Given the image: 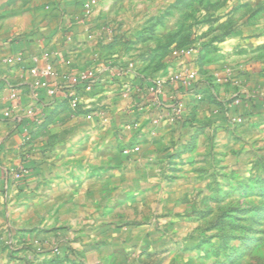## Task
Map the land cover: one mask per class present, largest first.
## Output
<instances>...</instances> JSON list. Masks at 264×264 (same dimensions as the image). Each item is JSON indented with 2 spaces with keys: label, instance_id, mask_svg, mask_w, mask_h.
<instances>
[{
  "label": "rangeland",
  "instance_id": "374dc122",
  "mask_svg": "<svg viewBox=\"0 0 264 264\" xmlns=\"http://www.w3.org/2000/svg\"><path fill=\"white\" fill-rule=\"evenodd\" d=\"M81 1L82 4L77 7V19L63 17L64 31L70 33L78 22L86 27L89 41L101 43L108 39L106 43L109 44L121 39L128 43L136 42L130 58H147L150 68L158 73L140 78L141 85L138 87L142 86L141 90L149 91L150 80L154 78L169 82L175 76L172 74L174 71L185 68L197 71L199 80L196 86L198 82L202 84L198 57L202 56V36L207 31L204 30L207 29L205 24L208 20L213 22L207 16L202 17V7L205 6L202 0H97L98 4L91 14L86 13L85 9V3L89 0ZM229 25L230 23H226L223 28L226 29ZM124 47L118 51H125ZM177 49H193V56L190 59L176 58L173 52ZM214 60L212 55L204 68L205 73L214 76L218 83L226 84V75L240 65L241 57H229L225 63H216ZM130 67L122 68L131 70L126 75H120L121 78L127 79L130 76L134 70ZM116 75L118 76L117 73ZM103 81L101 79L91 91H86L93 92L98 86L105 84L104 88L107 87L115 94L121 90V84H125L120 80L108 83ZM196 92L194 90L191 93V98L183 99L186 111L181 120H176L170 108L166 107L151 113L153 117L146 120L153 128L151 135H155L165 123L176 126L177 130L184 129L186 125L193 129L188 139L183 136L185 131H182L181 136L183 139L186 137L185 141L182 139L173 149L169 145L164 146L165 150L161 152L163 156L167 154L169 162L163 163V169L155 171L156 173L148 172L150 164H147L144 173H140L138 164L143 155L140 143L125 141L122 136L119 138L115 134L122 133V130L109 131L108 126L104 125L111 121L127 120V116L139 118L141 115L138 113H143V110L133 113V116L128 112L121 114L120 111L123 107L127 108L128 103L122 105L103 100L101 103H105V106H115L120 110L100 109L99 112L98 108L88 119L80 118L83 132L79 130L78 138L84 136V129L89 126L91 137L95 134L92 140L100 136L106 140L111 139L105 150L108 151L105 154L110 160L108 164H102L109 165V173L125 175V178H116L112 182V192L117 189L116 186H125L126 191L122 193L120 190V201L124 202L119 210L112 211L110 220L126 219L128 224L138 225L146 224L148 219H152L153 224L145 228L149 233L167 231L171 235L170 240H156L150 236L151 239L145 242L126 241L120 248L96 243L103 252L100 255L95 252L91 261L104 264L103 256L108 257L115 251L120 253V259H115L117 261L112 263L114 259L107 258V264H144L145 261L140 257L143 245L149 250V264H264V131H259L256 127L248 130V118L232 113L234 109L250 103L251 98L246 93L229 98L222 109L224 125L218 127V130L199 132L202 117L199 120L196 111L198 108L202 109L205 101L202 93L199 90ZM237 97L241 99L240 104L230 107L229 103ZM73 100L76 103L77 98L69 99V102L74 104ZM88 120L90 125H86ZM69 121V116H66L58 120L49 133L43 134L41 129L30 133L25 136L20 150L27 154L23 147L31 145L33 153L40 154L47 147L42 143L53 137L68 140L71 131L65 127ZM102 126H105L104 129L99 128ZM82 143L78 148H71L66 142L48 146V149H56L57 157L33 161L32 165L27 157L24 158L26 154L22 155L24 157L21 161L7 170L5 181L0 182V198L1 203L4 206L9 204L11 209L4 207L5 210H0V264H43L44 261L45 264H65L63 262L69 260L65 261L68 254L62 256L58 243L48 245V249L52 250V257L39 259L28 253L32 247L23 238L28 232H37L39 221L37 210L32 211V205L29 204V196L35 200L39 192L36 188L28 193L23 183L33 176L32 173H89V169L92 173L98 172L97 167L101 163L90 160L87 156L94 155L96 151L89 152ZM91 149L94 151V146ZM126 150L129 151L127 154ZM70 153L78 157L73 163L68 159ZM21 172L26 173L21 179L13 177ZM117 194V191L112 193V200ZM29 214L34 215L30 217ZM119 215L123 217L118 218ZM168 218L177 219L174 229L164 227ZM28 228L32 230L29 231ZM35 246L33 249L38 250L39 246ZM76 253L73 263L81 264L83 256L77 251Z\"/></svg>",
  "mask_w": 264,
  "mask_h": 264
},
{
  "label": "crops",
  "instance_id": "0c3cea01",
  "mask_svg": "<svg viewBox=\"0 0 264 264\" xmlns=\"http://www.w3.org/2000/svg\"><path fill=\"white\" fill-rule=\"evenodd\" d=\"M81 2V0H0V182L5 181L7 170L18 164L24 157L22 155L26 154L20 150L25 136L33 134L37 129H41L43 134L49 133L50 128L58 120L69 116L70 121L65 127L71 131L68 140L53 137L50 141L42 143L47 147L40 154L33 153L31 145L25 146L23 150H27L28 153L24 158L27 157L29 164L32 165L33 161L57 157L56 149H48V146L53 144L58 146L66 142L71 148H78L83 142L89 152L96 151L94 155H87L88 158L101 164L97 167L96 173H92L90 169L89 173H32L33 176L26 179L23 187L28 193L38 188L39 196L35 197V200L29 196L31 199L29 204L32 205V211L37 210L39 221L37 232H28L23 239L32 247L28 253L33 258L52 257V250L48 249V245L58 243L62 256L68 254L67 258L65 257V261L69 259L68 263L74 264L77 251L83 256L81 264H100V261H91L95 252L97 255L103 252L96 243L110 245V248L111 246L120 248L126 241L145 242L149 241L150 236L156 240H170L171 235L167 231L149 233L150 231L145 228L153 224L152 219H148L146 224L138 225L128 224L126 219L110 220L112 211L119 210V206L124 202L120 201L119 192L126 191L125 186H116L117 189L112 192V182L116 178H125V175L109 173L107 162L110 158L105 154L108 152L105 150L111 139L106 140L100 136L92 140L95 134L92 138L89 126L84 129V136L78 138L79 130L83 132L80 128V118L88 119L98 108L99 112L100 109L117 108L105 106V103H101L103 100L106 103L111 100L122 105L128 103L129 106L123 107L121 114L128 112L132 115L143 110V113H138L141 115L139 118L132 117L135 120L127 116V120L111 121L104 125L108 126L109 131L122 130V133L115 132L119 138L122 136L121 138L127 142L140 143L143 148V155L138 164L140 173L145 172L147 164L151 165L148 172L156 173L155 171L163 169V163L169 162L167 154L163 156L161 152L165 150L164 146L169 145L173 149L174 145L183 139L181 132L185 131L182 132L183 136L188 139L193 129L186 125L184 129L177 130L176 126L165 123L158 128L155 135H151L150 131L153 128L146 120L153 117L151 113L164 110V107L170 108L176 99L191 98L193 91L189 92L180 84H174L171 79L166 83L165 92L160 97L143 91L142 86L138 87L141 85L140 78L158 73L150 68L147 58H130L136 42L128 43L121 39L111 41L109 44L106 43L108 39L101 43L89 41L85 32L86 27L78 22L71 28L70 33L65 32L63 17L77 19L79 14L77 7L82 4ZM202 2L205 4L202 7V17L207 16L213 19V22L208 20L205 24L207 29L204 30L207 31L202 36V56L198 57L200 72L202 70V84L198 82L197 86L205 101L202 109L198 108L196 111L199 120L202 117L200 123L202 127H198V131L218 130V127L223 126L224 102L241 93H246L251 101L241 108L234 109L232 113L248 118V130L256 127L257 130L264 131V0H202ZM226 23L230 25L224 29L223 25ZM123 47L125 51H118ZM212 55L216 63L217 61L225 63L233 56L241 57L240 65L226 75V84L218 83L214 76L205 73L204 68ZM8 60H13L14 64H9ZM48 62L54 64L57 72V76L49 80L51 87L59 89L55 99L45 90L35 91L32 85L34 79L29 72L35 66L43 68ZM130 66L134 68L128 77L131 80L121 78L118 72L111 70ZM89 70L104 79V83L120 80L125 84H121V90L115 94L107 87L104 88L105 84H101L93 92H87L83 86H74V80ZM190 70L192 69L185 68L172 74H184ZM108 79L110 80L107 81ZM13 90L18 95L17 100L10 98ZM71 94L77 98L74 104L69 102V99H73L70 97ZM129 107L131 108L126 110ZM30 110H33V115L28 114ZM7 111L11 113L9 118L5 116ZM86 125H90L89 120L86 121ZM8 137L10 139H7ZM93 146L94 151L91 149ZM76 158L78 157L70 153L68 159L73 163ZM103 162L107 164H102ZM116 191L118 194L112 200V193ZM1 202L0 198V210H5L4 207L7 210L11 209L9 204L4 206ZM33 215L29 214L30 217ZM120 217L123 216L119 215L118 218ZM176 220L168 218L164 227L173 228ZM31 228H28L29 231ZM36 244L39 246L38 250L33 249ZM140 252L144 264H149L147 261L149 250L142 245ZM107 258L114 259L112 261L114 263L117 261L115 259H120V253L112 251L108 257L104 255V264H107ZM45 263L44 261L43 264Z\"/></svg>",
  "mask_w": 264,
  "mask_h": 264
},
{
  "label": "built area",
  "instance_id": "2783aa9c",
  "mask_svg": "<svg viewBox=\"0 0 264 264\" xmlns=\"http://www.w3.org/2000/svg\"><path fill=\"white\" fill-rule=\"evenodd\" d=\"M97 4H98L97 0L87 1L85 3L86 13L91 14V12H93V9L97 6ZM193 52H194L193 49H177L173 52V54L176 58L190 59L193 56ZM46 57H48V54H46ZM8 63L13 65L14 61L8 60ZM130 68H132V66ZM127 70L129 71L131 69H127ZM114 71L118 72L120 75H126L128 72L122 68L114 69L113 72ZM29 72L34 79L32 85L35 91L45 90L47 91V94L53 99L57 97V93L59 89L56 87H51L49 83L50 79L57 76V72L55 71L53 63L48 62L43 68H39L35 66L31 68ZM197 75H198L197 71L190 70V71L185 72L184 74L175 75L173 79H171V82H173L174 84H180L182 87L187 89L189 92H192L194 90L197 91V88H196L197 87L196 86ZM100 80L101 78L99 75H97V73H95L92 70H89V71L82 73L77 79L74 80V86H83L85 90L91 91L100 82ZM150 82H151V85L149 87V91L153 95L160 97L161 95L164 94L165 85L167 81H165L164 79L154 78V80H150ZM70 97L74 99L73 94H71ZM200 98L201 97L199 96V99ZM11 99L12 100L18 99V95L14 90L11 93ZM240 100L241 99L240 98L238 99V97L233 99V101L229 103L230 107L240 104L241 102ZM73 102L75 103L74 100ZM185 111H186V105L183 99H176L170 107V112L172 113V115L174 116L176 120H181L185 114ZM28 114L33 115V110L28 111ZM5 116L9 118L11 116L10 111H7L5 113ZM136 150H138V148H136ZM128 152H129L128 150L125 151L126 154ZM24 174L26 173H23V172L16 173L13 175V177L15 179H21L24 176Z\"/></svg>",
  "mask_w": 264,
  "mask_h": 264
}]
</instances>
